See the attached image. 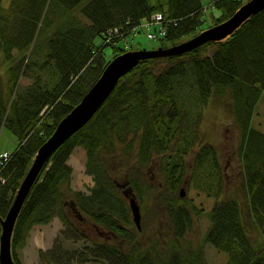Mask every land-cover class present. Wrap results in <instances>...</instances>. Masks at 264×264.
Listing matches in <instances>:
<instances>
[{
    "label": "trees",
    "instance_id": "1",
    "mask_svg": "<svg viewBox=\"0 0 264 264\" xmlns=\"http://www.w3.org/2000/svg\"><path fill=\"white\" fill-rule=\"evenodd\" d=\"M4 1L0 0V130L4 126L10 129L19 146L8 160L0 156V175L5 177L4 183L0 181L1 216L8 213L39 147L60 120L81 101L115 56L134 49L120 44L121 40L157 12L173 20L166 35L160 37L164 47L198 34L207 21L203 0H10L7 5ZM210 1L220 10L219 14L211 12L209 26H213L231 17L247 0ZM116 27L123 34L106 42V34ZM98 36L103 37L104 45L96 50ZM108 45L114 49L109 60L102 54ZM22 76L31 77L33 82L21 85ZM185 85L191 87L188 94ZM263 93L264 9L225 40L140 60L119 79L95 115L45 163L15 225L12 250L16 263L25 264L18 249L25 245L35 224L60 214L68 227L76 229L73 213L65 208L74 201L83 217L85 211L100 224L111 221L121 237L118 244L91 241L80 253L85 258H103L108 264H209L205 244L210 243L226 254L223 264H264V131L253 125ZM226 95L233 100L231 109L241 131L238 153L243 183L237 191H227L215 150L211 148L209 158L203 156L205 147L197 153L194 179L219 198L208 211V230L194 244L186 235L203 207L177 191L188 171L180 154V163L168 170V185L162 193L171 202L166 209L170 234L149 248L136 243V237L126 229L134 224L129 202L117 192V185L125 180L119 182L116 171L127 169L126 176L134 186H141L140 199L150 194L158 200L151 193L155 190L152 184L131 176L141 173L156 152L170 148L167 142L171 139L165 135L176 134L183 125L189 131L182 120L189 99L200 110L213 96ZM79 145L87 149V171L96 179L91 193L72 187L73 169L68 161ZM224 189L226 194L220 198ZM120 216L125 226L119 222ZM138 230L142 232L144 227ZM41 253L47 251L42 249Z\"/></svg>",
    "mask_w": 264,
    "mask_h": 264
},
{
    "label": "rangeland",
    "instance_id": "2",
    "mask_svg": "<svg viewBox=\"0 0 264 264\" xmlns=\"http://www.w3.org/2000/svg\"><path fill=\"white\" fill-rule=\"evenodd\" d=\"M4 2L7 5L9 4L10 0H5ZM203 3L206 7L204 14L205 18L207 19V21L204 23V26L207 28L213 21V19L211 20V12L214 14H219L220 10L213 7L210 0H203ZM159 27L160 24H153L151 30L155 31V29H158ZM136 28L137 29L131 31V33L125 39L121 40L120 44L124 43L127 48H130L132 45L134 49H151L160 46V37L149 38L147 35L148 30L145 27L139 25ZM94 42L96 50L104 45V39L102 36L96 37ZM102 54L106 59H111L114 55V49L112 45L104 47ZM160 63L164 64V60H160ZM1 71H3V69H1ZM46 76L51 78L50 75L46 74ZM32 82L33 79L31 77L22 76L20 78L21 85L31 84ZM190 91H192L191 87L187 86L185 93L188 94ZM232 105L233 100L229 95H226V97L213 96L208 104L204 107H201L200 110L197 104H194L192 99H189L185 103L182 113L184 114L185 111L187 112L182 120H184V124L189 126V131L186 132V128L183 125L178 128L176 134L171 132L169 135H165L166 139H171L167 142L170 148L162 153L157 154L155 156L156 158L152 157L154 161L156 159L154 165L153 161L150 160V162L142 168L141 173H136L131 176V178L133 176L140 177V183L144 181L145 183L152 184L155 187V192L153 195L158 197V200L153 199L154 197H152L150 194L146 197L144 195V199H140L138 193L141 192V186H134L130 177L126 176L127 169L120 173L116 171V179L119 182H124L125 180L127 183L126 187H132L141 204L142 227H144L142 232L137 229L135 221L133 225H126L124 217H119V222L123 226L126 225V229L129 231V233H132L136 237V243L148 246L154 244L156 240L162 241L164 234H170V219L166 209L170 207L171 202L170 200L166 199L162 193L164 190H166L165 186L168 185V170H171L170 168L174 165V163H180V154L183 155L188 171L186 174L184 173L185 175L183 177V183L178 187L177 191L179 193L181 187H184L188 198L193 199L197 205L203 207L202 213L199 216L195 215L193 226L188 230L186 235L187 240L194 244H197L196 242H199L204 233L208 230L210 226L208 211L213 206L217 198H219L214 194H210L208 191H205L204 186L196 183L194 179V174L192 173L195 166L194 161L197 153L204 147L205 148L202 151L204 153L211 151V148L215 150L221 168L224 171L225 180L227 181V184L224 186L227 191H237L238 186L243 183V173H241L242 162L238 153L241 145V131L235 121V116L231 109ZM179 123H177V125H179ZM253 125L254 127L264 131V93L258 101L253 114ZM190 143H193V145L185 155L184 152L189 148ZM18 146V137L7 127H2L0 130V152H9L7 156L2 157H6L8 160L12 152H14ZM135 150H137V146ZM87 160V149L82 145L77 146L69 158L68 162L73 169L71 180L72 187L75 191L81 190L85 193H91L96 186L94 174L87 171ZM133 163L134 165H137V159L133 158ZM180 167L181 166L177 167V173L180 172ZM134 169V171L137 170L136 167H134ZM0 181L4 183L5 177H0ZM122 185L123 184H121V186ZM117 186V192L119 191L121 197H125V199H127L129 202V199L123 192L124 187H121L120 184ZM225 189L224 192L221 193L220 198H224L226 194ZM158 194L160 195L157 196ZM160 198L163 201H160L159 203ZM69 204H66L65 208L70 214L74 211L71 210L72 208ZM83 214L87 220L82 218L81 221L75 215V217L72 218L76 229H68V226L60 216L54 217L49 222L35 224L32 226L28 237L26 238L25 245L18 249L19 255L24 263L108 264L106 259H89L85 258L80 253L85 248V245H90L91 241L93 240L118 244V241H116L114 238H108L99 231L103 230V228L113 229L115 225L111 221L100 224L94 220L89 213L83 211ZM131 215L133 218V214ZM98 225H101L102 228H100ZM63 230L68 231V233H63ZM116 230L118 231L117 228ZM129 238L132 239L130 235ZM149 247L150 246H148V248ZM42 249L47 251L45 255L41 253ZM205 252L209 264H223L226 261V254L223 251L218 250L210 243L205 244Z\"/></svg>",
    "mask_w": 264,
    "mask_h": 264
},
{
    "label": "water",
    "instance_id": "3",
    "mask_svg": "<svg viewBox=\"0 0 264 264\" xmlns=\"http://www.w3.org/2000/svg\"><path fill=\"white\" fill-rule=\"evenodd\" d=\"M264 9V0H248L243 3L237 11L225 21L199 32L193 37L170 46H158L157 48L133 49L115 56L104 68L99 79L90 87L72 110L61 119L52 135L38 149L34 160L22 180L14 197L13 203L6 214L0 215L2 232L0 235V263L17 264L13 257L12 239L15 225L19 214L25 205L32 187L39 177L45 163L73 133L83 127L99 110L110 93L116 87L119 79L135 67L140 60L146 57L167 56L192 50L208 41L225 40L240 28L254 14ZM124 194L129 198V204L138 229H142V210L138 197L132 187H126ZM186 194L185 188L181 187V196ZM73 210L80 213L74 201L70 202ZM83 218V216H82Z\"/></svg>",
    "mask_w": 264,
    "mask_h": 264
},
{
    "label": "built area",
    "instance_id": "4",
    "mask_svg": "<svg viewBox=\"0 0 264 264\" xmlns=\"http://www.w3.org/2000/svg\"><path fill=\"white\" fill-rule=\"evenodd\" d=\"M170 22H173L172 19L165 17L162 13H154L151 15V17L146 18L143 21L142 27H145L148 30V37L149 38H158V37H163L167 33V28L165 27L166 25H169ZM153 24H160V27L158 29H155V31L151 30V27ZM123 31L119 29L118 27L110 29L108 33L106 34V42L109 41H115L118 36H120ZM8 151H5L3 153H0V156H7ZM6 159V157H3Z\"/></svg>",
    "mask_w": 264,
    "mask_h": 264
},
{
    "label": "bare ground",
    "instance_id": "5",
    "mask_svg": "<svg viewBox=\"0 0 264 264\" xmlns=\"http://www.w3.org/2000/svg\"><path fill=\"white\" fill-rule=\"evenodd\" d=\"M172 22H170V24H171ZM166 28H168V25H166L165 26ZM210 27V26H209ZM209 27H207V28H209ZM207 28H205V29H207ZM204 29V30H205ZM157 48V47H156ZM167 56H169V55H167ZM153 57H161V56H153ZM146 58H150V57H146ZM146 58H144V59H146ZM101 76V75H100ZM99 79V78H98ZM97 79V80H98ZM96 80V81H97ZM187 86H189V85H185L184 87H183V89L186 91V87ZM114 90V89H113ZM112 93V92H111ZM110 93V94H111ZM157 148V147H156ZM155 147L154 148H152L151 149V151H153L154 149H156ZM166 151V150H165ZM162 152H164V151H162ZM162 152H156L155 154H154V156L153 157H155L157 154H159V153H162ZM211 154L209 153V152H207V153H204L203 154V156L205 157V158H209V156H210ZM156 158V157H155ZM151 161H153V165H154V163H155V161H156V159H155V161L153 160V159H151ZM0 177H2V175H0ZM165 188H166V186H165ZM144 189L147 191V193L149 194V191H148V186H147V184H144ZM155 192V190H153L151 193H154ZM180 194H181V189H180V192H179ZM137 196V195H136ZM28 200V197H27V199H26V201ZM23 209V208H22ZM22 211V210H21ZM79 219V220H81L82 221V214H81V212L80 213H76L75 211L73 212V218L75 217V216ZM56 216H60V214H57ZM55 216V217H56ZM61 217V216H60ZM62 218V217H61ZM63 219V218H62ZM68 229H70L71 230V228L70 227H68ZM63 233H68V231H66V230H63ZM116 258H119L118 256L117 257H115V259Z\"/></svg>",
    "mask_w": 264,
    "mask_h": 264
},
{
    "label": "flooded vegetation",
    "instance_id": "6",
    "mask_svg": "<svg viewBox=\"0 0 264 264\" xmlns=\"http://www.w3.org/2000/svg\"><path fill=\"white\" fill-rule=\"evenodd\" d=\"M120 186H121V184H120ZM83 218H84V220H87L86 217H83ZM98 226H97V228H98ZM99 227L102 228L101 225ZM99 231L101 232V234L105 235L108 238H114L116 241H120L121 240V237L117 233H115L113 229H110V228L109 229H104L103 228V230H99Z\"/></svg>",
    "mask_w": 264,
    "mask_h": 264
}]
</instances>
